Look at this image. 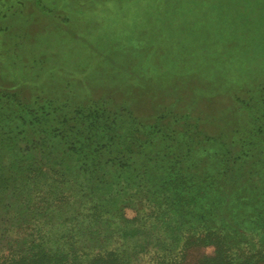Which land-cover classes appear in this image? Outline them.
Wrapping results in <instances>:
<instances>
[{"label":"trees","instance_id":"1","mask_svg":"<svg viewBox=\"0 0 264 264\" xmlns=\"http://www.w3.org/2000/svg\"><path fill=\"white\" fill-rule=\"evenodd\" d=\"M197 75L191 74V100L179 92L175 98L182 128L166 135L157 123L103 104L76 108L67 119L59 116L65 104L50 100L33 110L15 94H2L0 264H264V148L253 141L256 113L240 138L245 110L260 102L264 109V85L245 90L224 70ZM216 93L231 94L230 104L205 112L195 98L217 100ZM170 107L150 118H175ZM118 120L148 132L113 128ZM147 148L159 158L173 156L162 166L168 179L150 186L122 163Z\"/></svg>","mask_w":264,"mask_h":264},{"label":"rangeland","instance_id":"2","mask_svg":"<svg viewBox=\"0 0 264 264\" xmlns=\"http://www.w3.org/2000/svg\"><path fill=\"white\" fill-rule=\"evenodd\" d=\"M209 69L230 71L245 90L264 85V0H0V97L13 93L33 110L51 100L68 107L59 116L69 119L76 108L103 104L111 112L139 115L145 125L157 123L166 135L183 125L175 117L181 107L175 98L182 94L191 100V74ZM149 85L173 93H154ZM216 97L195 99L205 112L232 100L231 94ZM165 106H174L176 119L150 118ZM262 108L261 102L254 104L240 120V138L255 125L253 141L259 148H264ZM186 112L191 124V109ZM117 123L113 128L148 132L136 122ZM162 138L168 142V136ZM165 140L157 148L161 156L167 152ZM156 152L127 154L122 163L150 186L168 179L162 166L173 157L159 158ZM125 212L135 216L133 207Z\"/></svg>","mask_w":264,"mask_h":264}]
</instances>
